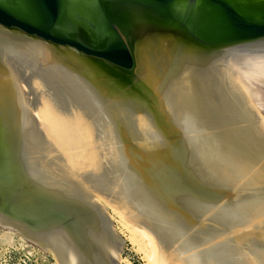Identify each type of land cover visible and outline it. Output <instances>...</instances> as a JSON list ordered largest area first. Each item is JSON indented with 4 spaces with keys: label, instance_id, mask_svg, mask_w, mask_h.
Returning a JSON list of instances; mask_svg holds the SVG:
<instances>
[{
    "label": "bare ground",
    "instance_id": "1",
    "mask_svg": "<svg viewBox=\"0 0 264 264\" xmlns=\"http://www.w3.org/2000/svg\"><path fill=\"white\" fill-rule=\"evenodd\" d=\"M138 34L137 37L129 36L134 68L123 70L86 57L68 47L55 46L28 36L18 29L0 26V225L2 228L9 232H18L23 239L41 248L61 243L63 238L53 231V224L42 229L39 221L30 217L34 205L38 202L41 193L51 196L58 191L59 186L69 190L77 186L79 189L95 188L87 185L88 179L102 173L103 158L100 148L98 150L95 148L102 142L98 141L100 144L95 142L97 129L94 128L93 122H96L94 119L99 120L102 129L105 130L103 127H107L108 131L110 127L117 131L121 123L130 127V122L117 117L119 115L117 108L122 104L149 107L153 113L158 114L157 117L154 116L156 121L164 126L175 122L183 129L187 138L201 137L200 131L201 134L203 132L208 134L210 133L208 128L227 123L254 128L255 135L264 141V116L261 113L262 104L256 88L257 85L264 86V41L206 49L177 33L145 29ZM70 89L78 91V94L69 93ZM66 93L68 96L65 97ZM141 119H144V116ZM137 126L140 127V124L136 125V128ZM154 129L156 132V128ZM148 133L145 134L146 139L155 140L151 132ZM141 135L144 139V133ZM117 138L114 142L118 141ZM139 138L143 141L141 137ZM126 140L128 142L129 139ZM253 142L252 139L249 143L254 144ZM258 150L256 149L258 154L264 153L262 145ZM105 152L107 154L108 151ZM128 152L122 156L117 153V156L122 157L121 160L125 165L128 161L131 167L134 156L128 155ZM216 155L218 154L215 153ZM223 155L221 154L222 157ZM51 165H56V168L61 167L60 170L64 174ZM255 178L256 181L263 179L257 178L256 175ZM72 180L76 181V184ZM134 189L137 190L135 187ZM106 191L107 189L105 193ZM116 201L118 202L117 199ZM120 204L122 205L119 202L118 205ZM121 205L111 208L128 223L132 240L144 251L151 264L194 262L196 251L191 253L196 248L194 244L174 247L175 243L170 242L171 236L160 229L151 230L146 225L149 222H138L136 219L139 216H136L135 221L131 218L132 221L128 220L129 217L126 219L128 214L124 209H128L127 203L126 208L124 204L123 207ZM106 207L110 206L106 205ZM131 211V216L135 215V211L132 209ZM163 213L162 215L169 218L178 228L183 227L180 217L173 218L172 215ZM155 216L158 218L159 215ZM263 221L264 214L252 225L263 226ZM242 223L226 227L228 236L219 237L212 242H209L208 238L207 243H209L205 242L203 246L210 248L217 242L240 235L242 231L251 227V224ZM123 244L119 251H116L113 245L112 247L109 245L118 264L123 262L120 256ZM187 253L192 255L188 256V254L185 257ZM53 254L56 256L54 252ZM183 255L184 257L181 258ZM58 261L59 264H76L72 255L62 261L59 257Z\"/></svg>",
    "mask_w": 264,
    "mask_h": 264
},
{
    "label": "rangeland",
    "instance_id": "2",
    "mask_svg": "<svg viewBox=\"0 0 264 264\" xmlns=\"http://www.w3.org/2000/svg\"><path fill=\"white\" fill-rule=\"evenodd\" d=\"M74 10L73 6L66 7V11L69 13L74 12ZM256 88L262 104L261 113L264 116V86L257 85ZM77 92L72 89L69 91V93ZM66 96H68L67 93ZM117 111L119 114L117 117L123 120L126 119L125 121L130 122L133 129L131 126L127 127L124 123H121L119 129L117 127V131L110 127L109 130L114 131L111 133L107 127H103L105 128L103 130L100 121L94 119L96 121L93 122L94 128L97 129L95 132L97 140L95 139V142H102L101 144L98 142L101 147L97 143H94V145H97L95 146L97 150L99 148V151L101 150L103 170L101 174L99 173L88 179L87 185H90V188L95 187L94 189L98 191H104L103 193L107 189L106 194L109 192L107 195L110 197L113 195V199H117L118 203L120 202L122 205L124 204L125 208L128 206V209H130V211L127 208L124 209L126 214H130V216H126V219L129 217L128 220L133 219L135 221L136 216H139L136 219L138 222H149L146 225L151 230L153 228L155 231L160 229L166 235L171 236L170 242L171 244L172 241L175 243L174 247L192 244L196 248L202 246L192 250L191 253L196 251L194 253L196 257L192 264H208V261L209 264H264V225L259 226L260 228L256 223V225H252L264 214V153L258 154L256 151V149H260V145L264 147V141L260 140L258 135H255L254 128L242 124L230 125L225 123L208 128L207 130L210 133L203 132V136L200 131L201 137L191 139L185 136L183 129L175 122L164 126L156 121L154 116L157 117L158 114L153 113L149 107L141 108L122 104L117 108ZM143 116L144 119H141ZM137 122L141 128L138 126V129L136 128V125H139ZM147 124H150V127ZM234 127H237V129ZM154 128H156V132ZM132 130L133 132H131ZM134 130L138 132L135 133ZM146 130L151 132L155 140L149 141L146 139L145 134L148 133ZM142 131H144V139L141 135L143 134ZM134 134L135 136H133ZM138 135L145 143L140 140ZM116 138L119 143L117 140L114 142ZM125 138L129 139L128 142ZM252 139L254 144L249 143ZM131 144L133 145L131 146ZM114 145L117 147L115 148ZM109 147L114 151L112 150V152ZM125 150L126 152L129 151L128 155L134 156L132 157L131 167L128 161L126 166L124 161L121 160L122 157L117 156V153L122 156L126 153ZM105 151H108L107 154H105ZM215 153L218 155L215 156ZM221 154H224L223 157ZM54 155L58 154L54 153ZM115 158L119 159L115 160ZM45 162L47 163V160ZM53 167L56 168V165ZM256 167L259 169H256ZM60 168L58 166L56 169L60 170ZM60 172L63 173L62 170ZM255 175L257 178L263 179L256 181ZM72 182L75 183L76 181L72 180ZM59 188L62 187L59 186ZM50 197L45 193H41L38 202L34 205L33 214L30 216L39 221V226L43 227L42 229L51 226L56 217L57 209L55 204L49 200ZM101 203L107 205L102 201ZM258 206L262 209H259ZM107 208L112 216L114 230L121 238L125 239L120 252L123 260L122 264H151L144 251L132 240L133 236L128 229V223L119 214L115 213L111 206ZM131 209L135 211V215H132L133 218ZM163 212H165V215H172L173 218L175 216L180 217L179 220L183 222V227L178 228L175 223L170 222L169 218L162 215ZM141 215L142 217H140ZM155 215H159L158 218ZM236 223L251 224V227L242 231L240 235L228 237L221 242L219 241L220 243L217 242L210 248L206 247V249L203 246L207 243L208 238L209 242H212V240L216 241L219 237L228 236V230H225L226 227H231ZM205 239L206 241H204ZM22 240L28 241L23 239L18 232H9L4 228H0V264H6L8 250L12 246L19 247ZM51 253L53 254V252ZM189 253L185 254V257ZM190 255L192 254L188 256ZM183 257L184 255L181 258ZM55 258L58 261L56 256ZM57 264H59V261Z\"/></svg>",
    "mask_w": 264,
    "mask_h": 264
},
{
    "label": "water",
    "instance_id": "3",
    "mask_svg": "<svg viewBox=\"0 0 264 264\" xmlns=\"http://www.w3.org/2000/svg\"><path fill=\"white\" fill-rule=\"evenodd\" d=\"M0 26L132 70L129 36L145 29L177 33L206 49L263 42L264 0H0ZM57 190L49 200L57 209L53 231L63 239L48 248L32 243L61 261L72 255L76 264H118L109 245L119 251L124 240L101 201L118 202L92 188Z\"/></svg>",
    "mask_w": 264,
    "mask_h": 264
},
{
    "label": "built area",
    "instance_id": "4",
    "mask_svg": "<svg viewBox=\"0 0 264 264\" xmlns=\"http://www.w3.org/2000/svg\"><path fill=\"white\" fill-rule=\"evenodd\" d=\"M54 254L45 251L30 241L22 240L7 253L6 264H57Z\"/></svg>",
    "mask_w": 264,
    "mask_h": 264
}]
</instances>
